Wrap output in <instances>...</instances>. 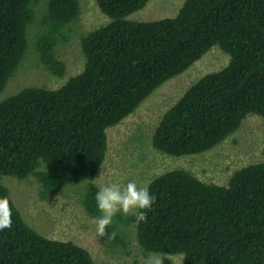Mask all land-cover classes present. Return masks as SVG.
<instances>
[{"label":"trees","instance_id":"obj_1","mask_svg":"<svg viewBox=\"0 0 264 264\" xmlns=\"http://www.w3.org/2000/svg\"><path fill=\"white\" fill-rule=\"evenodd\" d=\"M150 1L93 0L95 19L87 23L80 0H0V95L5 89L9 95L0 98V197L12 205V228L0 231V264H145L152 252L178 256L180 264H264V0H186L173 17L127 19ZM69 44L74 49L67 50ZM215 45L228 64L182 92L161 115L150 144L192 165L200 156H187L238 130L250 132L254 122L259 136L239 145L242 154L252 153L251 163L222 185L179 167L155 175L145 181L156 196L147 222L118 213L98 237L94 191L134 180L120 156L104 167L106 130ZM72 52L79 72H68ZM30 67L40 69L32 68L38 82L20 75ZM5 176L33 178L43 199L79 185L64 203L71 214L79 211L77 244L26 227L1 184Z\"/></svg>","mask_w":264,"mask_h":264},{"label":"rangeland","instance_id":"obj_2","mask_svg":"<svg viewBox=\"0 0 264 264\" xmlns=\"http://www.w3.org/2000/svg\"><path fill=\"white\" fill-rule=\"evenodd\" d=\"M185 1L186 0H151L143 9L132 13L127 19L131 21H152L173 17L178 13ZM80 2L83 5L82 20L89 23L93 20V16L95 19L96 9L94 8L93 0H80ZM97 17L99 18L98 12ZM100 20L102 21L103 19L100 18ZM68 48L70 49L73 47L69 44L66 49L69 50ZM27 51H29V48ZM69 58L71 60V68L68 72L72 73L76 70L79 72L80 68L77 55L71 54ZM26 59L27 56L24 57L21 62L19 70L22 68ZM228 62L229 56L225 52L217 45L211 47L202 58L189 70L185 71V73L157 87L143 102H141L134 112L127 117L124 123H119L107 129L109 153L107 154L104 167H109L111 165L110 162L113 161H115V164H118L116 158L120 156L123 162L130 166L128 167V171H130L132 175L130 178L135 181L139 178L142 184L154 178L155 175L179 167L186 170L189 169L193 175L206 183L222 185L229 180L236 169L251 163L249 156L252 153L242 154L239 151V145H246V142H250L252 145V140H255L254 137L259 136L257 124L254 122H252V125H249L250 132L245 133L244 131L238 130L213 149L202 154L187 156H200V158L192 160V163H194L192 165H189V159L187 158L180 157L175 160L174 158H167L158 154L153 150L150 144L151 133L158 124L161 115L178 101L182 92L202 74L220 70L224 68ZM32 68L34 67L20 71V75L27 77L28 81L34 79L38 82L39 78H37L36 75L39 73H36ZM34 69L40 71L38 68ZM66 78L67 76H64V79ZM7 96L9 95H7L5 89L1 93L0 98L4 99ZM247 119L244 123L247 122ZM109 154L117 155L115 158H112ZM133 162L135 166H132ZM140 172L141 174H139ZM107 178L114 181L109 173ZM127 183L128 181L124 185ZM1 184L8 190L9 199L12 204L20 211L23 210L25 205L24 192L25 198L29 201V205L33 204L36 208L41 207V203L38 202L37 199V187L32 180L22 182L5 176L1 178ZM57 203L63 204L65 200L63 202L58 200L53 201V204L56 205ZM24 210L27 212L30 211L29 208H25ZM72 211L74 212L75 221L70 224L69 230L60 227L61 223L57 218L51 219L49 222L43 220L41 222V230L46 231L51 237L57 239H65L73 232L78 236L81 233V229L78 228L77 223L79 211L75 208L72 209ZM54 232L58 233L59 236L54 235ZM129 245L130 248L134 250L133 243ZM167 258L163 259V264H180L181 260L178 256H168Z\"/></svg>","mask_w":264,"mask_h":264},{"label":"clouds","instance_id":"obj_3","mask_svg":"<svg viewBox=\"0 0 264 264\" xmlns=\"http://www.w3.org/2000/svg\"><path fill=\"white\" fill-rule=\"evenodd\" d=\"M182 95L183 94H181V96ZM28 180H32L37 187V199L38 202L41 203V207L36 208L33 204L29 205V201L25 198L24 192L25 205L23 210L20 211L15 206L13 207L17 210V213L19 214L25 226L32 229L37 234L48 240L64 242L68 241L77 244L78 236L75 235L74 232L70 233L65 239H57L51 237L46 231L41 230V222L43 220L45 222H49L51 219H54V214L58 212L59 216L57 219H59L61 223L60 227L69 230L70 224L75 221L74 215L71 214V212H69L68 210H66V208L64 207V203H57L55 205L53 204V201L58 200L63 202L65 200L66 202L68 193L70 192V190H72L71 188L78 187L79 185L69 187L60 194L49 196L48 199H43L44 196H41L40 193H38L40 184L33 178H28L25 181L27 182ZM83 188L84 184H82L81 192ZM40 189L42 190L41 186ZM95 201L97 210L99 212V216L95 218L96 235L98 237H103L106 235V230L112 224L113 218L116 216L117 213H122L124 215L133 213L135 214L137 222H147V212L151 210L152 206L156 202V196L150 193L148 185L145 184L143 186H140L135 180H132L123 186L116 183L101 186L96 192ZM11 206L8 198L0 197V231L4 229L11 230L12 228ZM25 208H29L30 211H25ZM53 208H55L54 212ZM54 235L59 236V234L55 232ZM80 245L86 247L84 244ZM167 257L168 254L166 253L152 252L149 253L145 264H163V259Z\"/></svg>","mask_w":264,"mask_h":264},{"label":"bare ground","instance_id":"obj_4","mask_svg":"<svg viewBox=\"0 0 264 264\" xmlns=\"http://www.w3.org/2000/svg\"><path fill=\"white\" fill-rule=\"evenodd\" d=\"M60 24H61V23H60ZM72 33H76V32L73 31ZM84 33H85V32H84ZM48 34H49V33H48ZM85 34H86V33H85ZM87 34H88V33H87ZM72 35H73V37H76V36H74V34H72ZM76 35H77V34H76ZM83 35H84V34H83ZM88 35H89V34H88ZM69 37H71V35H70ZM77 37L79 38L80 36L78 35ZM83 37L85 38V36H83ZM74 39H75V38H74ZM74 39H73V41H74L73 46L75 45V40H76V39H75V40H74ZM86 39H87V38H86ZM70 40H71V39H70ZM70 40H69V41H70ZM76 41H78V40H76ZM79 41H81V39H79ZM82 41H83V40H82ZM84 41H85V39H84ZM84 41H83V42H84ZM88 41H89V38H88ZM83 42H81V43H83ZM86 42H87V41H86ZM69 43H70V42H69ZM81 43H80V44H81ZM77 44H78V43H77ZM80 44H79L78 46H79V47L81 46L80 48H82V45H86V47H87V44H88V43H87V44H84V43H83L82 45H80ZM71 46H72V45H71ZM83 48H84V47H83ZM68 49H69V48H68ZM70 49H71V48H70ZM73 49H74V48H73ZM76 50H77V49H76ZM80 50H81V49H80ZM82 50H83V52L86 51V50L84 51V49H82ZM82 50H81V51H82ZM68 52H69V51H68ZM78 52H79V49H78ZM83 52H81V53H79V54H82ZM72 53H75V54H76L77 52H72ZM86 53H87V51H86ZM90 53H91V52H90ZM90 53H89V54L87 53L86 55L88 56V55H90ZM84 54H85V53H84ZM84 54H82V56H83ZM98 54H100V52H99ZM101 55H102V54H101ZM95 56H96V55H95ZM95 56H94V57H95ZM98 56H99V55H98ZM102 56H103V55H102ZM106 56H107V55H106ZM83 57H84V56H83ZM89 57H90V56H89ZM89 57H88V58H87V57H86V58L84 57L83 60H85V59L87 60V59H88V60L90 61ZM94 57H93L92 59H94ZM107 57L109 58V56H107ZM46 58L48 59V57H46ZM81 58H82V57H81ZM105 58H106V57H105ZM108 58H107V59H108ZM103 59H104V57H103ZM104 60H105V59H104ZM104 60H103V61H104ZM80 61H82V60H80ZM89 61H88V62H89ZM94 61H95V59H94ZM98 61H99V60H98ZM100 61H102V59H101ZM42 62H43V61H42ZM44 62H45V60H44ZM91 62H93V61H91ZM83 64H84V63H83ZM86 64H87V63H86ZM90 64H91V63H90ZM90 64L88 63L87 65H90ZM45 67H46V66H45ZM48 71H49V69H48ZM49 72H50V71H49ZM49 72H48V74H49ZM51 74L53 75V74H55V73L51 72ZM82 86H84V85H81V88H82ZM86 86H87V85H86ZM85 88H86V87H85ZM88 88H89V87H88ZM83 89H84V87H83ZM86 89H87V88H86ZM90 90H91V88H90ZM87 92H88V91H87ZM89 92H90V91H89ZM126 119H127V117H125V118L121 121V123H124V122L126 121ZM245 165H247V164H245ZM245 165H243V166H245ZM122 168H123V167H122ZM124 175H125V174H124ZM128 178H129V177H128ZM155 179H157V178L155 177ZM155 179H154V180H155ZM162 180H164V179H162ZM160 182H161V183H162V182H165V180H164V181H161V179H160ZM161 183H159V185H160ZM163 184H164V183H163ZM103 185H104V184H103ZM157 185H158V184H156V187H157ZM159 185H158V187H157L158 189H160ZM151 186H152V185H151ZM160 186H161V185H160ZM95 187H96V186H95ZM152 187H153V186H152ZM153 188H154V187H153ZM153 188H152V189H153ZM97 189H98V187H97ZM98 190H99V189H98ZM153 190H154V189H153ZM155 190H156V189H155ZM94 192L96 193V191H94ZM91 193H93V192H91ZM93 194H94V193H93ZM90 195H91V194H90ZM89 197H91V196H89ZM92 199H93V198H92ZM89 200H90V198H89ZM84 201H85V200H84ZM87 201H88V200H87ZM93 202H94V200H93ZM95 202H96V201H95ZM95 202H94V205H93V206H95ZM89 203H90V202H89ZM83 205H84V204H83ZM85 205H86V204H85ZM85 205H84V206H85ZM93 206H92V207H93ZM85 208H86V207H84V209H85ZM88 210H89V209H88ZM117 214H118V213H117ZM117 216H118V215H117ZM121 218H122V217H121ZM122 219H123V218H122ZM72 225H73V224H72ZM74 225H76V224H74ZM76 227H77V226H76ZM76 227H75V228H76ZM0 243H1V242H0Z\"/></svg>","mask_w":264,"mask_h":264}]
</instances>
